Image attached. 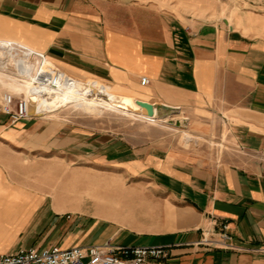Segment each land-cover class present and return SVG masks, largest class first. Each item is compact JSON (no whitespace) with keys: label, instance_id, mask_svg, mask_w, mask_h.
Instances as JSON below:
<instances>
[{"label":"crops","instance_id":"0c3cea01","mask_svg":"<svg viewBox=\"0 0 264 264\" xmlns=\"http://www.w3.org/2000/svg\"><path fill=\"white\" fill-rule=\"evenodd\" d=\"M89 2L0 0V43L40 50L49 67L77 73L109 96H116L112 90L119 98L138 95L146 99L133 98L141 109L222 116L228 151L216 161L171 150L156 157L147 147L83 138L81 130L38 118L55 106L32 108L38 117L14 125L0 113V199L46 212L45 222L55 219L61 209L45 205L49 186L34 171V155L68 152L149 178L159 197L152 216L72 246L168 247L166 264H264V0H218L253 10H218L209 22L201 20L216 15L215 0ZM222 226L229 237L224 247L201 244L203 237L220 239Z\"/></svg>","mask_w":264,"mask_h":264},{"label":"rangeland","instance_id":"374dc122","mask_svg":"<svg viewBox=\"0 0 264 264\" xmlns=\"http://www.w3.org/2000/svg\"><path fill=\"white\" fill-rule=\"evenodd\" d=\"M75 1L82 5L90 3L89 0ZM217 1L210 2L212 12L215 11L216 15H208L201 21H214L218 10H253L247 4H223ZM60 68L69 76L79 77L77 73L67 71L62 66ZM3 92H9L15 97L20 95L14 92L13 87L1 83L0 94ZM112 92L117 97L124 96L113 90ZM132 98L146 100L138 95H133ZM62 102L65 104L62 105ZM44 103L57 109L53 114L39 119L64 125L67 132L81 130L83 138L106 136L127 141L134 148H150L156 157L171 150L183 153L190 159L216 161L220 154L228 151L226 146L229 145L230 137L223 118L219 115H202L200 112L189 115L169 109L140 108L143 113L151 116L148 119L129 114L108 103L100 105L57 97ZM34 161V171H41L45 178L43 182L49 186L47 193L41 196L45 199V205L56 203L61 213L55 219L45 222L46 212L25 210L0 199L1 254L29 247H72V243L99 239L123 227L128 228L129 222L143 220L154 212L153 200H158L159 197H155L151 191L153 186L149 183V178H134L122 166L74 160L68 152L38 153L34 155ZM76 177L80 180H74ZM7 181L17 182L10 179ZM142 190H146L145 197Z\"/></svg>","mask_w":264,"mask_h":264},{"label":"built area","instance_id":"2783aa9c","mask_svg":"<svg viewBox=\"0 0 264 264\" xmlns=\"http://www.w3.org/2000/svg\"><path fill=\"white\" fill-rule=\"evenodd\" d=\"M5 51L6 54L0 56V74L19 85L28 84V92L18 97L9 92L0 94V113L8 118L11 125L38 117L28 113L29 101L34 104L50 101L56 94L66 99L65 96L70 94L68 91L77 90L87 83L49 67L43 53L30 51L14 43H8ZM140 84L147 85L148 79L142 77ZM221 228L220 239L203 237L201 244L224 247L229 237L226 226ZM168 250V247L162 246H120L111 242L68 248L29 247L0 254V264H166Z\"/></svg>","mask_w":264,"mask_h":264},{"label":"bare ground","instance_id":"6f19581e","mask_svg":"<svg viewBox=\"0 0 264 264\" xmlns=\"http://www.w3.org/2000/svg\"><path fill=\"white\" fill-rule=\"evenodd\" d=\"M7 44H8L7 42L0 43V56H3L4 54H6L5 50H6ZM28 50L36 52V53H40V52L31 50V49H28ZM1 83H4L7 86L13 87L14 92L18 94L23 95L28 92V89H27L28 84L19 85L9 80L8 77L6 78V76L2 74H0V84ZM80 87L81 88L78 87L77 90H74V91L69 89L70 91H68V93L70 94L66 95L65 98H69V99L71 98V99L78 100V101L93 102V103H97L100 105L108 103L112 106H115V108L125 111L129 114L140 115L148 119L151 118L150 115L145 114L140 110V108L135 103V100L133 98H130V97L119 98L113 95L109 96L105 92L98 90L95 87L88 85L86 83H84V85L83 86L81 85ZM54 97L63 98L62 95L60 94H56ZM40 105H45L44 101L38 102V104L36 103L34 104L33 102L29 101L28 113L30 112L32 108L38 107Z\"/></svg>","mask_w":264,"mask_h":264},{"label":"water","instance_id":"95a60500","mask_svg":"<svg viewBox=\"0 0 264 264\" xmlns=\"http://www.w3.org/2000/svg\"><path fill=\"white\" fill-rule=\"evenodd\" d=\"M178 110V109H177Z\"/></svg>","mask_w":264,"mask_h":264}]
</instances>
